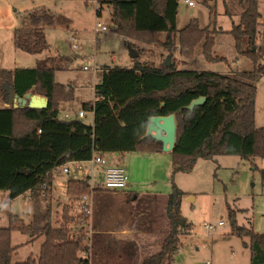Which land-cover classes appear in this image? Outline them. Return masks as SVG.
Here are the masks:
<instances>
[{
    "label": "trees",
    "instance_id": "trees-1",
    "mask_svg": "<svg viewBox=\"0 0 264 264\" xmlns=\"http://www.w3.org/2000/svg\"><path fill=\"white\" fill-rule=\"evenodd\" d=\"M237 2L242 9L240 22L227 32L233 35L237 52L249 58L254 67L233 75L140 60L147 49L139 48L137 42L169 52L178 49L187 59L194 57L195 48L203 42L202 52L208 61H226L223 56L213 55L218 30L201 27L196 18L177 29L179 0L101 1L111 6L112 27L132 39L130 45L138 57L132 59L131 67L102 68L94 101L82 107L94 113L92 124L79 117L60 116L61 104L73 101L75 94L73 88L56 81L59 68L49 64L51 57L40 60L35 67L0 69V99L8 101L9 90L14 88L19 96L33 92L49 100L45 109L14 105L0 108V190L8 191L10 199L30 193L37 206L47 197L52 172L68 162H85L107 153L162 151L160 141L146 137L149 121L153 116L174 114L176 143L170 151L171 192L166 210L170 233L162 250L142 262L171 264L180 249V232H188L192 226L181 210L184 192L175 182L176 174L190 172L199 159L219 154L240 155L252 163L253 169H257L255 159H264V126L249 125L258 84L264 77V37L258 41L260 0ZM56 22V15L49 9L28 11L14 31L15 46L32 54L43 52L50 47L45 28ZM201 96L206 101L189 109L188 105ZM261 174L264 181V169ZM89 179L68 180L67 194L80 198L100 189L92 187ZM229 211L232 234L249 239L244 245L251 252L250 264H264V233L240 225L239 210L229 206ZM89 219L82 213L71 214L68 204L63 206L57 226L52 224L50 208L35 213L30 223L11 213L9 225L0 226V264H13L16 247L11 238L15 230L34 238L44 236L38 259L30 256L15 264H90L86 255L90 246L83 232ZM77 221L81 224L79 235L70 228Z\"/></svg>",
    "mask_w": 264,
    "mask_h": 264
},
{
    "label": "rangeland",
    "instance_id": "rangeland-1",
    "mask_svg": "<svg viewBox=\"0 0 264 264\" xmlns=\"http://www.w3.org/2000/svg\"><path fill=\"white\" fill-rule=\"evenodd\" d=\"M85 1L0 0V69L35 67L40 60L51 57L49 64L59 68L55 73L56 81L74 89V100L64 104L65 108L72 110V117H75V112L84 111L82 107L85 103L94 101L95 87L101 80V70L104 66L131 67L133 63L131 59L133 49L130 45L132 39L123 36L112 27L111 6L108 3L102 4L101 14H98L101 3L98 4L94 0ZM190 1H193L194 5H189L186 0H179L177 29L184 28L191 19L196 18L201 27L209 26L210 29L218 30L214 34L213 55L223 56L226 61H208L202 52L203 42L195 48L192 59L185 58L178 49L169 52L157 46L137 42L139 48L147 49L140 60L158 65L169 58L170 63L178 68L233 75L240 71L252 70L253 62L237 52L234 37L227 32L233 24L240 22L242 9L237 0ZM39 7L52 11L56 15L57 22L54 26L45 28L50 47L41 53L32 54L15 46L14 31L22 24L28 11ZM260 10L264 16V0H260ZM97 23L106 25L108 29L103 32L98 31ZM73 36L75 40L72 39ZM263 37L264 26L260 28L258 41L261 42ZM5 102L0 99V108ZM253 111L254 117L251 122L249 121V125L252 128L264 126V77L258 84ZM84 112L85 116L81 119L87 124H92L94 113L86 110ZM127 155H133L132 160L125 161L123 157L118 158L114 153H107L106 160L109 164L124 166L130 182L141 181V183L118 190L104 188L93 191L89 196L92 205L90 217L93 221L92 227L93 223L101 226L103 217H105V225H114L118 222L127 224L132 219L134 205L144 212V217L150 212L160 216L163 211L160 201L152 210L151 206L154 202L149 200L148 196H142L135 203L136 198H129L124 190L136 189L146 193V190H150L146 183L148 176V180L158 179L155 190L163 195L169 193L172 170L147 166L145 160L134 157L136 154ZM255 165L257 169H253L252 163L240 155L219 154L211 159H199L190 172L176 174L175 182L184 192L181 210L192 223V230L180 232V250L171 264H207L208 262L250 264L251 252L249 247L244 245V241L249 242V239L232 234L229 206L239 210L237 221L240 225L264 233V181L261 174V170L264 169V159H255ZM65 167L69 168V172L63 171ZM54 176L56 188L54 196L47 195L37 206L33 204L30 193L10 199L8 191L0 190V226L9 225L11 213L30 223L34 220L35 213L48 208L51 209L52 224L57 226L64 205H69L70 213L73 215H78L82 211L80 199L67 194V181L87 176H93L94 182L100 180L98 174L92 173V165L89 162L81 163L79 168L75 163L69 162L55 169ZM221 220L224 221V225L218 226ZM208 224H215L218 227L211 230L207 228ZM80 229V221H77L72 231L79 235ZM87 229L91 230V225H86L83 230L86 235L85 242L90 244L87 239ZM43 241L44 236L34 238L31 234L13 231L11 244L16 247L13 264L24 261L30 256L38 259ZM86 255L91 264H132L129 256L101 250L96 246Z\"/></svg>",
    "mask_w": 264,
    "mask_h": 264
},
{
    "label": "crops",
    "instance_id": "crops-1",
    "mask_svg": "<svg viewBox=\"0 0 264 264\" xmlns=\"http://www.w3.org/2000/svg\"><path fill=\"white\" fill-rule=\"evenodd\" d=\"M87 3V1H85ZM261 11V10H260ZM262 17L260 19L261 27L264 26L263 13L261 12ZM37 66V65H36ZM72 88V87H71ZM96 94V93H95ZM96 97V95H95ZM69 103V102H66ZM65 103L61 104L60 115H64L67 112H72L70 108H65ZM9 106V102L6 101L3 107ZM64 109V110H63ZM65 111V113H64ZM80 111V110H79ZM64 113V114H63ZM77 112H75V117H77ZM114 153L116 157H123V160L129 161L132 160L133 155H127ZM130 154H136L134 157L136 159L145 160L146 165H151V167H159V169H165L167 171L172 170V158L170 151H160V152H131ZM130 156V157H129ZM106 158V155H104ZM141 163V162H140ZM142 169H145V164ZM169 169V170H168ZM55 171V170H54ZM54 171L50 175V181L47 187V195L50 197L54 196L55 188V176ZM64 171V170H63ZM98 174V173H97ZM99 175V174H98ZM146 183L150 190H146L144 193L143 190H124L129 198H136L135 203L139 201V199L146 195L148 196L154 203L151 206V209H155V205L157 202H161L160 206L163 211L160 213V216L156 213L150 212L148 216L144 217V212L140 211L135 205L133 208V216L132 219L127 222V224H123L122 222H118L114 225H105V217H103V223L101 226L94 225L92 227V220L90 218L89 223L87 225H91V230L87 229V239L89 240L90 249L94 246L100 248L105 251H112L115 253H122L131 258L132 264H142L144 259L151 257L162 250L163 242L168 237L170 233V222L167 217V201L169 197V193L166 192L164 195L160 193L158 190H155V185L158 183L157 178H150L148 180V176L146 177ZM70 180V179H69ZM68 183V181H67ZM141 183V181H131L129 180L128 187H132ZM171 183V181H170ZM171 185V184H170ZM67 187V184H66ZM154 190H153V189ZM104 190V188L97 189ZM192 230V227H190ZM180 250V249H179ZM91 264V262H90Z\"/></svg>",
    "mask_w": 264,
    "mask_h": 264
},
{
    "label": "built area",
    "instance_id": "built-area-1",
    "mask_svg": "<svg viewBox=\"0 0 264 264\" xmlns=\"http://www.w3.org/2000/svg\"><path fill=\"white\" fill-rule=\"evenodd\" d=\"M85 1V0H84ZM91 1V0H88ZM96 2L101 3L103 0H94ZM186 2L189 5H194L193 1L186 0ZM102 4L101 7L98 9V14H101L102 11ZM96 29L100 32L106 31L108 27L104 24L97 23ZM73 40H75V36L72 37ZM76 46V45H75ZM61 117L65 119H72L73 117L71 116L70 112L65 113L64 115H60ZM85 116V112L80 110L77 113V117L82 118ZM41 132V130H39ZM89 162L92 165V173H98L100 180L98 182L93 181V176H89V183L91 184L92 187H100V188H106V189H113V190H118V189H123L128 186L129 184V178L126 172V169L124 166L120 164H109L106 160V158L102 155H95L92 159L85 161ZM69 163V162H68ZM75 163L76 167L79 168L81 163L84 162H79V161H73ZM67 164V163H66ZM64 164V165H66ZM64 172H69V168L65 167ZM90 195H83L81 196L80 202H81V207L82 211L81 213L84 214L85 216L91 217L92 214V205L91 201L89 199ZM90 220V219H89ZM224 225V221L221 220L218 222V226ZM215 224H208L207 228L214 230L218 227ZM71 229L74 228V226L70 227ZM207 264H211L208 262Z\"/></svg>",
    "mask_w": 264,
    "mask_h": 264
},
{
    "label": "water",
    "instance_id": "water-1",
    "mask_svg": "<svg viewBox=\"0 0 264 264\" xmlns=\"http://www.w3.org/2000/svg\"><path fill=\"white\" fill-rule=\"evenodd\" d=\"M132 48V47H131ZM131 59L138 57V52L132 48ZM170 64V59H166L165 65ZM206 101L205 96L194 99L189 105V109H194L196 106L203 104ZM9 105L15 107H25L37 109H45L48 107L49 100L46 97L30 92L24 96H19L14 92V88H10L8 95ZM176 119L175 115L168 116H153L150 118L149 126L147 129L146 137L151 136L155 140L162 143L164 151H172L176 143Z\"/></svg>",
    "mask_w": 264,
    "mask_h": 264
}]
</instances>
